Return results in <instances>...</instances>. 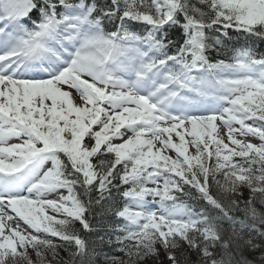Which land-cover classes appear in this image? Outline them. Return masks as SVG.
<instances>
[{
    "label": "snow or ice",
    "instance_id": "snow-or-ice-1",
    "mask_svg": "<svg viewBox=\"0 0 264 264\" xmlns=\"http://www.w3.org/2000/svg\"><path fill=\"white\" fill-rule=\"evenodd\" d=\"M257 41L264 0H0V264H264Z\"/></svg>",
    "mask_w": 264,
    "mask_h": 264
},
{
    "label": "trees",
    "instance_id": "trees-1",
    "mask_svg": "<svg viewBox=\"0 0 264 264\" xmlns=\"http://www.w3.org/2000/svg\"><path fill=\"white\" fill-rule=\"evenodd\" d=\"M233 38H234V40L235 39H237L236 38V36H233ZM230 41H231V39H230ZM235 43V42H234ZM260 44V43H259ZM233 46H235V45H229L226 49H225V53L227 52V51H229V50H231V48L233 47ZM223 54L224 53H222L221 54V56L220 57H217V53H216V51H212L211 53H210V55L213 57V58H222L223 57ZM93 239H94V237H93ZM109 250H108V248H105V247H103V249L100 251V253H99V255L101 256V260L98 262V264H103V254H108L109 255ZM62 255H63V253H62ZM193 257H194V255H193Z\"/></svg>",
    "mask_w": 264,
    "mask_h": 264
},
{
    "label": "rangeland",
    "instance_id": "rangeland-1",
    "mask_svg": "<svg viewBox=\"0 0 264 264\" xmlns=\"http://www.w3.org/2000/svg\"><path fill=\"white\" fill-rule=\"evenodd\" d=\"M194 255V254H193ZM193 259H195V256L192 257ZM154 261V262H153ZM143 264H167V261L164 260L163 257V253H161L159 260H157L156 257H149L148 259H146Z\"/></svg>",
    "mask_w": 264,
    "mask_h": 264
},
{
    "label": "bare ground",
    "instance_id": "bare-ground-1",
    "mask_svg": "<svg viewBox=\"0 0 264 264\" xmlns=\"http://www.w3.org/2000/svg\"><path fill=\"white\" fill-rule=\"evenodd\" d=\"M105 248H108V250H109V255H111V254H116L115 252H114V249H111V248H109V247H107V246H104ZM105 254H103L102 256H104ZM154 262V261H153Z\"/></svg>",
    "mask_w": 264,
    "mask_h": 264
}]
</instances>
